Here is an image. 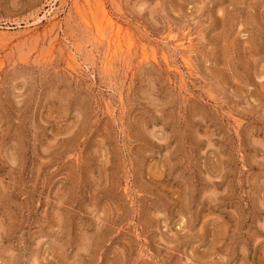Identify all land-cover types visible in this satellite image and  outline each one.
Returning <instances> with one entry per match:
<instances>
[{"label": "rangeland", "instance_id": "obj_1", "mask_svg": "<svg viewBox=\"0 0 264 264\" xmlns=\"http://www.w3.org/2000/svg\"><path fill=\"white\" fill-rule=\"evenodd\" d=\"M0 264H264V0H0Z\"/></svg>", "mask_w": 264, "mask_h": 264}, {"label": "bare ground", "instance_id": "obj_2", "mask_svg": "<svg viewBox=\"0 0 264 264\" xmlns=\"http://www.w3.org/2000/svg\"><path fill=\"white\" fill-rule=\"evenodd\" d=\"M104 15V14H103ZM106 19V18H105ZM108 19V18H107ZM107 22H108V20H107ZM107 22H106V24H107ZM110 23V22H109ZM106 26V25H105ZM109 26H110V24H109ZM101 27V26H100ZM112 30V29H111ZM100 32V31H99ZM115 32V31H114ZM116 33V37H117V39L119 38V35H120V32L119 31H117V32H115ZM113 37V36H112ZM118 44V43H117Z\"/></svg>", "mask_w": 264, "mask_h": 264}]
</instances>
